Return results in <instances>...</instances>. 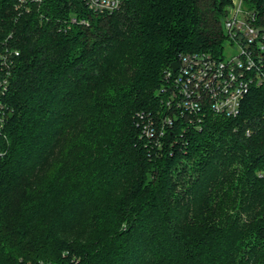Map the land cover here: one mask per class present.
I'll return each mask as SVG.
<instances>
[{
    "label": "trees",
    "instance_id": "1",
    "mask_svg": "<svg viewBox=\"0 0 264 264\" xmlns=\"http://www.w3.org/2000/svg\"><path fill=\"white\" fill-rule=\"evenodd\" d=\"M232 1L0 0V264H264V87L202 128L162 92L181 55L222 56Z\"/></svg>",
    "mask_w": 264,
    "mask_h": 264
},
{
    "label": "built area",
    "instance_id": "2",
    "mask_svg": "<svg viewBox=\"0 0 264 264\" xmlns=\"http://www.w3.org/2000/svg\"><path fill=\"white\" fill-rule=\"evenodd\" d=\"M127 0H83L96 14H112L121 10ZM246 0H233L223 22L227 37L222 56L212 53H190L180 56L178 69L166 73L163 93L167 94V108L186 118L188 126L202 128L209 113L219 117L237 118L242 105L253 88L264 87V25ZM43 0H19L17 10L30 12L31 4ZM72 23H77L73 18ZM86 24V21H82ZM229 50L230 57L225 52ZM233 53V55H232ZM18 55V53H16ZM232 55V56H231ZM176 118L160 116L156 121H143L144 137L159 144L166 129L172 128Z\"/></svg>",
    "mask_w": 264,
    "mask_h": 264
},
{
    "label": "water",
    "instance_id": "3",
    "mask_svg": "<svg viewBox=\"0 0 264 264\" xmlns=\"http://www.w3.org/2000/svg\"><path fill=\"white\" fill-rule=\"evenodd\" d=\"M172 69H173L174 71H176V70L178 69V63H177V62H174V63L172 64Z\"/></svg>",
    "mask_w": 264,
    "mask_h": 264
},
{
    "label": "rangeland",
    "instance_id": "4",
    "mask_svg": "<svg viewBox=\"0 0 264 264\" xmlns=\"http://www.w3.org/2000/svg\"><path fill=\"white\" fill-rule=\"evenodd\" d=\"M230 53H231V52H230L229 50H227V51L225 52L226 57H230V56H229ZM232 55H233V53H232ZM232 55H231V56H232Z\"/></svg>",
    "mask_w": 264,
    "mask_h": 264
}]
</instances>
